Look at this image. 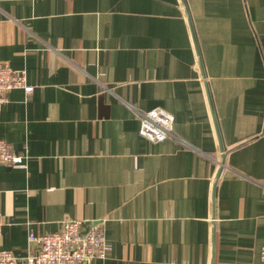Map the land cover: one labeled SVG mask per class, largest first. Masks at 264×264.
Instances as JSON below:
<instances>
[{
	"label": "crops",
	"instance_id": "crops-1",
	"mask_svg": "<svg viewBox=\"0 0 264 264\" xmlns=\"http://www.w3.org/2000/svg\"><path fill=\"white\" fill-rule=\"evenodd\" d=\"M0 62L34 87L0 116L24 156L0 168L16 264L74 220L104 222L91 264H262L264 0H0ZM130 107L188 146L141 137Z\"/></svg>",
	"mask_w": 264,
	"mask_h": 264
},
{
	"label": "built area",
	"instance_id": "built-area-1",
	"mask_svg": "<svg viewBox=\"0 0 264 264\" xmlns=\"http://www.w3.org/2000/svg\"><path fill=\"white\" fill-rule=\"evenodd\" d=\"M21 89L32 94L34 87L28 85L25 71L13 70L0 62V116L2 109L9 102V93ZM140 122L139 134L151 143H162L167 140L188 144L175 134V118L163 109L140 111L130 107ZM24 156L14 152L7 141L0 139V168L3 166L20 167ZM4 219L0 216V236ZM29 243L36 246L24 264H91L94 259H107L113 247L107 242L104 222L93 223L89 230L83 232V223L79 220L67 221L61 231L46 235L30 233ZM21 259L12 251L0 250V264H16ZM264 264V247L261 253Z\"/></svg>",
	"mask_w": 264,
	"mask_h": 264
},
{
	"label": "water",
	"instance_id": "water-1",
	"mask_svg": "<svg viewBox=\"0 0 264 264\" xmlns=\"http://www.w3.org/2000/svg\"><path fill=\"white\" fill-rule=\"evenodd\" d=\"M213 118H214V123H215L216 131H217V134H218V136H219V140H220V149H221V152L224 154V149H223V146H222V141H221V137H220V134H219L218 125H217V122H216V119H215L214 113H213ZM224 161H225V155H223L222 166H223V164H224ZM221 171H222V167H221L220 170H219V174H218V177H217V180H216L215 184H216L217 181H218V178H219V175H220Z\"/></svg>",
	"mask_w": 264,
	"mask_h": 264
}]
</instances>
